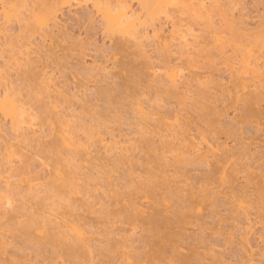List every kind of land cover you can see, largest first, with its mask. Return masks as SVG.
<instances>
[{"label":"rangeland","instance_id":"1","mask_svg":"<svg viewBox=\"0 0 264 264\" xmlns=\"http://www.w3.org/2000/svg\"><path fill=\"white\" fill-rule=\"evenodd\" d=\"M97 1L99 0H0V91H4V89L7 88L13 93V96L22 100L25 103V107L31 111L33 121L36 125L34 129L32 128L35 132H32L31 129L16 132V130L12 128L10 116L5 117L3 113L0 112V178H2L0 185L3 187L1 194L3 197H7L6 199H11L17 206L24 203L27 208L32 206L38 213L42 212L43 215L47 217L54 213H69L68 210H70V208H68V206L66 208L64 200L62 199L64 196L63 192H68L70 187L75 188L77 187L76 185L79 184L78 186L82 187L81 194L73 193V196L77 198V204L73 202L70 204L71 206L69 203L68 205L71 207V210L74 206L79 207L82 205L80 207L84 206L83 209L90 211L85 213L87 214V224H80L77 227L85 233L87 230L96 231L95 234H93V231L87 234L95 236H98V234H96L97 231L100 233L103 232L104 234V230L109 231L112 228L114 229V225H119V223L115 224L117 217L113 214H109V210L114 209L113 206L107 209L105 208L106 204L109 203L107 200L117 199L118 194H123L124 196L125 194H131L130 191L132 192L133 186L138 184L136 183L137 176L141 175V178H144L148 175L142 164L145 163L147 158L145 153H148L152 148H147V145H143L142 139L144 140V138H141L140 126H138L135 121L139 118L138 113L134 112L128 105V107L126 106L124 109L117 104V107L119 106L118 109L121 108L118 111H120L121 114L123 113V115L122 118H120L121 116L117 114L114 118L112 117L114 114L112 116L110 114L107 116L105 109L108 111L109 108L105 104H99L102 98V93H99L101 89L99 88L103 86L105 88L113 86L114 88V84H123L122 79H124L123 76L125 75H122L119 70L120 66L114 65L113 62L109 60V57L113 53L111 48L115 39L129 35L122 34L120 31L121 27H119L120 24H117V26L113 28L110 22L102 21L101 15L97 14L96 9L93 8V4ZM260 1L261 0H152L149 5V14L141 12L139 0H133L132 5L138 13L141 12L139 15L142 20L147 22L146 25L150 22V17L157 19V21L161 20L163 23L166 22L163 37L165 36L164 39L168 40L169 48L172 50V52L168 54L169 56L171 54L172 58L170 57V60L174 59L179 62L172 60L170 67L173 68L169 70V72L188 75L190 70V72H201L203 75H207L208 73L205 68L199 69L197 67H192V65L198 64L205 66L212 60L217 67L222 68V70L226 69L228 66L227 63L231 64L232 62H234L232 64H236L238 68H242L247 63H250L249 67L254 66L253 56L258 55L260 51L264 49V24L261 25L259 20V15L263 12V7L262 5L257 6ZM3 3H8V5H13L17 8L15 12L16 15L13 16L10 21H6L3 16ZM202 5L205 7H202ZM101 6H103V4L100 5V7ZM57 7L61 9L57 13V17L54 18L52 12ZM88 11H91L92 15H95L96 22H94L95 24H93V26H91L86 16ZM241 17L243 19L246 18L244 20L249 22V28H240L233 34L231 28L234 23L239 24L238 22L242 20ZM168 18H172L177 23V26L173 28V23L167 21ZM210 19L214 22L216 27H207V21ZM42 21L47 23L43 27L41 26ZM101 21L103 24H101ZM149 30L151 37L153 35L151 28H149ZM215 31L219 32L222 36L220 37V41L224 44V48L220 47L217 50L214 49L216 53L213 55H205V52L201 51V47L205 46L206 43H209L211 47H213V44L216 46L211 38V35H213ZM182 35L187 37V40H184ZM150 37L148 39L144 37L143 46L146 45L143 49L146 52L145 55H149L151 59H148L145 55H141L138 59L142 62L145 60L144 62H146L148 66L149 64L152 66L153 64L156 65L157 67L155 66V69H158L159 73L164 74L165 70L168 68L164 67L165 64L163 65V63L165 61L167 62V60L161 57L160 51L165 53V50H159L158 52L156 50L157 43L155 42L157 39L152 37L151 39ZM121 39L123 38H120V40ZM232 46H235V48H231ZM182 52L184 54L186 53L185 56ZM106 54L109 55L106 56ZM137 54H139V52ZM231 55L233 57H230ZM116 56L122 58V55L119 53H117ZM189 59L190 63L186 64V61ZM150 60H153L152 62L154 63H150ZM17 61H21L20 63L25 65H22L23 67L18 66ZM212 61L210 63H212ZM147 64H145V66ZM25 70L29 74L26 73L25 75ZM145 74L147 76H145ZM145 74L144 76L146 78L149 77L147 73ZM220 76L225 77L224 79L221 78L223 81L220 79ZM215 77L216 79L209 84L211 90L210 88L204 89L206 92L209 91L207 92L209 97L205 92L208 102L206 101L204 105L206 104L208 107L210 105L209 108L204 110L206 113L205 116H203V111L200 110V105L192 101L194 96L191 99L186 97V99L182 101V93L176 94L177 96L173 98L167 97L165 93H163L165 96L162 95L165 102H167V98H169L164 108L168 106L170 110L173 109L172 112L174 114L178 108L184 107V110L178 114V118H180V121H184V118H186V122H188V129L191 131L186 134L189 135L186 137L187 142L189 141L191 144L194 143L190 135H192V133L196 134L199 128L210 133V135H207V138L209 139L208 143L212 145L211 148L208 143L209 146L203 143L204 149L199 153L196 151V156H198V154H205L207 151L205 149L209 151L211 149L212 152L215 151L217 148L215 145L218 146V150L215 151L217 153V155L214 156L215 158H217V156L219 157L221 153H226V151L231 148L232 149L229 150L230 153L235 149L233 142L235 143L236 141V134H233L234 124L232 123H234L233 117H235L236 112L233 107L234 97L226 91L227 86H230L229 78L227 73L221 75L220 73H216ZM148 79H141L143 80V82L141 81L142 85L148 82L152 83ZM177 79H180V76H178ZM144 80L146 82H144ZM184 82H186V80ZM48 83L50 84L49 86ZM98 84L99 88L97 87ZM192 84H194V87L191 89L188 88L191 91L193 90L192 94H196V91H200V89L198 90L197 88L200 87L194 80ZM181 85L183 87L181 89L185 90L183 84H180L179 87H181ZM167 86H169V83ZM181 89H179L180 92ZM139 90L138 88V94L141 92V90ZM229 90H232V86L229 87ZM231 92L233 94L234 91L232 90ZM188 95L190 96L191 94ZM221 95L223 96L221 97ZM152 100H154V103L156 101L159 104L158 106L157 103L153 104L155 109H162V107L159 106H163V102L159 99L157 100L155 95L152 96ZM50 101L58 104L57 111L60 112L58 115L54 116L53 114L55 112L52 111L53 109L51 106L47 105ZM179 102L180 104H178ZM95 104H97V106L94 107ZM168 104L172 105V107ZM46 105L50 107L51 112H49ZM134 107L136 108V105ZM144 107L147 109V105H144ZM168 107L166 108L167 110ZM213 107L214 112L212 111ZM164 108L163 110H165ZM223 109L227 110L223 114H228V116H226L227 114L225 115L226 118L223 115V117L220 116V112H222ZM96 110L99 111V116H96ZM125 110L129 111L126 112ZM90 116L93 117L94 120H91L92 118ZM106 118L107 120L105 121ZM188 119L189 121H187ZM172 120L173 115L169 116V121ZM60 121L65 124H67L68 121L70 126L66 127L71 133L75 134L74 137L78 142L77 144L83 145L80 146L82 150L89 149L86 150V153L89 152L88 156L85 155L84 151L78 156H75V158L68 157L65 162H57L58 165L60 164L62 177L66 179V181L74 182V184L76 182V185L73 184V186H69L66 190L64 189L65 191L63 189V191L57 189L58 187H52L50 183L52 182L51 180L55 179L56 175H54V173L56 174V167H59L55 165L56 162L54 163V161H57V158L62 155L60 152V154H58V151H53L57 148L51 149L55 134H51L52 132L50 130L55 127L59 129L57 126L62 125ZM209 122H211V125ZM89 126L92 127L90 128ZM204 126L207 127L205 128ZM111 130H113L114 133ZM228 130L230 131L229 134L225 133L228 132ZM102 137L105 138V142L100 140V138L103 139ZM246 140L250 142L252 139L248 137ZM135 142L137 143L135 144ZM256 142H258V140H256ZM104 143H107V147L104 146ZM224 145L227 147L225 148ZM212 147L215 148V150ZM187 148H189L188 145L185 149ZM251 148L253 147L251 146ZM144 149H146L145 152ZM51 150L55 152L58 157L55 156V158V153L53 154ZM238 150L235 149L234 151L238 152ZM234 151H232L233 154ZM230 153L227 151L226 154L231 156L232 154ZM153 154L154 153H150V155L154 156L155 154ZM62 156H64V154ZM196 156L191 157V159H189V157L188 161L185 159L186 162L176 163L177 168L179 167L177 169V171H179L177 172L178 175H176H182L179 177V180L180 178H182V182L185 180L184 183L191 185L189 186L187 184L188 187H199L203 183L209 184L211 187L213 185H211L212 182L215 183L213 186L218 185L221 170L220 173H216L212 176L209 173L213 170L212 167L214 166L212 165L215 164L214 157L210 155L208 160L212 163L205 166L207 163L204 161L196 165ZM64 157H66V154ZM84 157L89 159L81 162L82 167H80L76 161ZM90 157L93 159L91 160ZM117 157L121 158L122 162L118 161ZM126 157L130 159L132 157L133 162L127 161V159H125ZM12 158L14 159V166L11 168L9 161ZM89 160L93 162L91 168L84 166L87 162L90 165L91 162ZM136 160H139V162L137 163ZM140 162L142 164H140ZM27 164L28 167L26 166ZM94 164L100 165L94 167ZM23 167H27L25 171H22ZM128 167L130 169H128ZM71 169L73 171H71ZM171 170H173V167L169 168L167 173L165 171L163 175L166 174L171 177L174 173V171ZM169 171H171V173H169ZM7 178L10 181L9 185L6 184ZM79 178L80 180H78ZM29 183L32 185V190L28 189ZM47 183L48 186L45 187ZM39 188H41L42 191L38 193ZM55 190L56 194H54ZM77 190L79 189L77 188ZM132 193H134V191ZM112 194H117L116 198L112 199ZM189 195L191 196L192 194ZM221 195L222 194L219 195V199H217L215 204L208 207L209 209L206 207L204 208V206L202 207L203 218H200L196 223L194 222L195 226L193 224H188L187 227L186 225L183 233L184 235L182 234V241L185 242L184 248L186 251L189 250L194 253L196 256L194 260H199L201 256L200 259L202 258V262L199 260L201 264H205L204 262L208 264L213 261L214 263L216 262V264H250L248 261L240 263L236 257H230L231 253L239 250L241 237L243 236L240 228H248L245 226L248 225L249 221L243 213H241L242 215L240 214L241 216L237 215L236 206H233L235 204H232L229 197H222L223 195ZM166 196L169 198L168 193H166ZM3 197H0L1 204L4 202H2ZM176 197L177 196H174L173 200ZM91 211H97V213L92 215ZM253 211L254 210L250 211V217L252 218L256 212ZM98 212H101V214H98ZM236 219L242 221V223H239ZM250 220L255 221V219ZM254 227L257 228L258 225ZM126 228L129 229V226ZM254 230L255 228H253V231ZM253 231L250 232L248 236L251 237V245L255 248L259 234L254 235ZM144 233L145 232H142L140 229H138L137 234L134 235H130L128 231L125 233L129 238V241L126 243V250L130 251L132 255L150 248L149 240L145 238L147 240L146 242V240H142L144 238H141L146 237L145 235L148 234ZM1 237L2 235H0V238ZM9 237L10 236H5L3 240H10ZM16 242H18V239L14 240L13 243L18 245V247H24L27 253H34L31 247L24 246L20 243L17 244ZM9 247L13 249L12 246ZM118 250L121 251L122 249L119 247ZM168 254L170 255L171 253L169 252ZM23 258L27 257L23 256ZM82 260L83 264L84 260L87 261L85 264H90L87 257ZM194 262L197 264V261ZM258 262L259 260L256 259L253 264H258Z\"/></svg>","mask_w":264,"mask_h":264},{"label":"bare ground","instance_id":"2","mask_svg":"<svg viewBox=\"0 0 264 264\" xmlns=\"http://www.w3.org/2000/svg\"><path fill=\"white\" fill-rule=\"evenodd\" d=\"M151 1L152 0H139L141 12L149 14V5ZM132 2L133 0H99L93 4V8L96 9L97 14L101 15V19L103 22H110L113 28L116 27L117 24H120L119 27H121L120 31L122 32V34L129 35L126 37H119L115 39V42L112 43L111 48L113 53L109 57V60H111L114 65L120 66V72L122 73V75H125L123 76L124 79H122L123 84H114V88L112 84V87L106 86L108 88H105L103 85L102 86L104 88L101 86V88H99V84L97 85V87L101 89H98L99 91H101L98 92L100 94L102 93V98L100 99L99 104H105L109 108L108 111L107 109H105V111L107 112V116L109 114L111 116L114 114L112 116L114 117L115 115L119 114L121 116L120 118H122L123 113L121 114V112L118 111L119 109H121H118V107L120 106L124 108L127 105L131 109H133L134 112L139 114L138 120L136 119L135 121L137 125L140 126L139 128L141 131V138H144V140L142 139L143 145H147V148L152 147L149 152L155 154H153L155 156L154 157L147 151L148 153H145V156L147 157L146 160L144 158L145 163L142 164L140 162V164L144 165L146 174L148 175L144 178H141V175H138V178L136 177V183L138 184L133 186L134 188L132 192L134 191V193L130 191L131 194H125V196L123 194H118L117 199L107 200L109 203L106 204L105 208L107 209L110 206H113L114 209L109 210V214H113L117 217V221L115 224L119 223V225H114V229L112 228L113 230H104V234L103 232L100 233L97 231L96 234H98V236L87 235L88 232H92L93 230H87V232L85 233L77 226H79L80 224H87V214L85 213L90 211L83 209L84 206L80 207L82 205H80L79 207L74 206V208L72 207V210L70 207V204L73 202L77 204V198L73 196V193L75 192L77 194H81L82 187H79V184L76 185V182L74 184V182L72 181H66V179L62 177L59 166L60 164L58 165L57 162H65L68 157L75 158V156H78L84 151L85 155L88 156L89 152L87 151L88 153H86V150L89 149L82 150V148L80 147L82 144H77L78 142L74 137L75 134L71 133L70 130H68L66 127L70 126L68 121L67 124L60 121L62 125L60 126V123L58 124L59 126L57 127L59 129L55 127L51 128L50 130L52 132L51 134H55L52 140L53 146L52 148H50H57L53 151H58V154L61 153L62 155L64 154V156L66 154V157L62 155L58 157V155L56 156V153L51 150L53 154L55 153L54 157H58L57 161H53L54 163L56 162L55 165L59 167H56L55 169L56 174L53 172L56 176L55 179L51 180L52 182L50 183L52 187H58L57 189L61 190H66V188H68L69 186H73V184L77 186L75 188L70 187V190H68V192H65L67 194L63 192L64 196L62 199L64 200V205H66V208L67 206L68 208H70V210H68L69 213H54L52 214L53 216L49 215L46 217L42 212L38 213V211H36V209H33L32 206H30V208H27L24 203L17 206V204L11 201V199H6L7 197L2 196L1 192L3 187L0 185V197H3L2 202L4 201L2 204L0 202V235H2V237L0 238V264H83L82 259H84L85 257H87V260L90 262V264H195L194 261H197L196 263L198 264L200 263L199 260L201 261L202 259H200L201 256L199 257V260H194L196 259L194 258L196 256L192 251L185 250V242L182 241V236L184 235L183 233L186 225L187 227L188 224L194 225V222L196 223L200 218H203L202 207L204 206V208H208L209 206L215 204L217 202V199H219L220 194L223 195H221L222 197H229L232 201V204H235L233 206H236L237 215L243 213L244 216L246 215L249 221L248 222L246 220L248 222V225L245 226L248 228H240L243 233V236L241 237L240 248L238 251H234V253H231L230 257H236V259H238L240 263L248 261L250 264H253L254 261L258 259V264H264V49L261 50L258 55L253 56V67H249L250 63H247L242 68H238L236 64L234 65L232 64L234 62H232L231 64L227 63L228 66L226 67V69L222 70V68L217 67L214 61L210 60L208 65L205 66L198 64L192 65V67H197L199 69L205 68L206 72L208 73L207 75H203L201 72H190V70L188 75L182 73L178 74L177 72L171 73L169 72V70H171L173 67H170V64L174 59L170 60L171 54L169 56L168 53H171L172 50L169 48L168 40L164 39L165 36L163 37L166 22L163 23L161 20L157 21V19L150 17V22L146 25L147 22L145 20H142L141 16L139 15L141 12L138 13L133 8ZM102 4L103 6L100 7V5ZM259 5H262L263 7V12L259 15V20L262 25L264 24V0H261L260 3L257 4V6ZM202 7L205 6L202 5ZM60 9V7H57L52 12V16L54 18L57 17V13ZM16 10L17 8L15 6L8 5V3H3V16L6 21H10V19L16 15ZM86 16L89 19L88 21L90 22L91 26H93V24H95L94 22H96L95 15H92V12L88 11ZM242 17L241 19L243 21L240 20V22H238L239 24L234 23V25L232 26L231 31L233 34L240 28H249V22L244 20L246 18L243 19ZM102 21L101 24H103ZM167 21L173 23V28L177 26V23L172 18H168ZM46 24L47 23L45 21H42L41 26L43 27ZM209 26L216 27L211 19L207 21V27L209 28ZM149 28H151L153 34L151 37L157 39L156 41L153 39L157 43L156 50L158 52L159 50H165V53H167L165 54L162 53L163 51H160L161 57L167 60V62L164 60L165 62L163 63V65L165 64L164 67L168 68L167 70H165L164 74L159 73L158 69H155L156 65L153 64L152 66L151 64H149L148 66V64L144 62L145 60L142 62L138 59L141 55L146 54L145 50L143 49V47L146 45L145 44L143 46V39L144 37H147V39L150 37ZM220 37H222L220 33L215 31V33L211 35V38L216 46L213 44V47H211L209 43H206L205 46L201 47V51L205 52V55L210 56L216 53L214 49L217 50L220 47L224 48V44L220 41ZM120 38L123 39L120 40ZM182 38H184V40H187V37L183 35ZM231 48H235V46H232ZM138 52L139 54H137ZM117 53L121 54L122 58L117 57ZM164 54L167 56H165ZM108 55L109 54H106V56ZM145 57L151 59L149 55H145ZM230 57L233 56L231 55ZM152 61L150 63H154ZM211 61L212 63H210ZM20 62L21 61H17L18 66L25 65L21 64ZM188 63H190V59L186 61V64ZM145 64L147 65L145 66ZM26 73L27 72L25 70L24 74L26 75ZM145 73H147L149 77L146 78L145 76L147 75ZM216 73H220V75L227 73V76L229 78V85L232 86V90L234 91L232 94V90H229L230 86H227L226 91H228V93L231 94V96L233 95L234 97L233 107L236 112L235 117H233L234 123H232L234 124V129L232 128L234 131L233 134H236V141L235 143L233 142V144L236 150L239 149L238 152H236L234 151L235 149L233 147L234 150L232 151H234V154L232 151L231 153L229 152V150L232 149L231 148L227 150L228 153L232 154L231 156L226 154V151V153H221L219 157L217 156L218 159L214 157L217 155L215 151L218 150V146L216 145V150L215 148H213L214 146L212 147L215 151L212 152L211 149L210 151L208 149H205L207 150L205 154H198V156H196V151L199 153L204 149V144L208 143L209 139L207 138V135H210V133L205 132V130H201V128H199V130L197 129L196 134L192 133V135H190V138H192L191 140H193L194 143L191 144L189 141L187 142L186 137L189 135L186 134L191 130L188 129V122H186V118H184V121H180V118H178V114L184 110V107L178 108L174 114L172 112L173 109L170 110L168 106V110L166 109L167 107L164 108V106L167 105L169 98H167L168 100L167 102H165V99H163L162 96L164 95L163 93H165L167 97L173 98L177 96L176 94L182 93V101L183 99L185 100L186 97L191 99L194 96L195 99L193 98L192 101H194L195 104L200 105V110L203 111V116H205L206 113L204 112V110L209 108L210 105L209 107L206 104L204 105V103L208 100V98H206V94L207 92H209H206L204 89L210 88L209 84H211L213 80L216 79ZM178 76H180V79H177ZM144 78L146 80L150 78L148 80L152 83L148 82L146 83L147 85H142L143 80L141 79ZM221 78L224 79L225 77L220 76V79ZM184 79L188 83L184 82ZM223 79L221 80L223 81ZM193 80L197 82V85H199L200 87L197 88L198 90L200 89L199 92L196 91L197 89L194 90L196 91V94H192L193 90H190L192 87H194V84H192ZM144 82L146 81L144 80ZM168 83L169 86H167ZM180 84H183L185 86V90L181 89L183 88L182 85L181 87H179ZM49 85L50 84L48 83V86ZM138 88L141 90L139 94L137 92ZM179 89H181V92L179 91ZM2 91H0V112H2L5 117L10 116L12 128H14L16 132L24 130L26 131L30 129L32 130V128L34 129L36 125L33 121V115L31 114V111H29L25 107V103L13 96V93H11L9 89L6 88L3 92ZM188 94H191L192 96H189ZM154 95L157 97V100L159 99L164 103L163 106H159L162 107V109H155V107H153V104L157 103L156 101L154 103V100H152V96ZM196 95H198L199 97ZM223 95H221V97ZM117 104L119 105L118 107ZM171 104L174 105L173 103ZM178 104H180V102ZM47 105L51 106V108L53 109L52 111L55 112L53 114L54 116L60 113L59 111H57L58 104L56 102L50 101L49 104L47 103ZM135 105L136 108L134 107ZM144 105H147V109L144 107ZM158 105L159 104L157 103V106ZM172 105L169 106L172 107ZM95 106H97V104H95L94 107ZM163 108L165 110H163ZM48 110L49 112H51L50 107H48ZM213 110L214 107L212 108V111ZM224 110L225 109L220 112L221 117L227 114L226 113L225 115H223L227 111ZM98 112L99 111H97L96 116H99ZM171 115H173V120L169 121V116ZM226 116H228V114ZM91 118V120H94L93 117ZM106 120L107 118L105 119V121ZM187 121H189V119ZM209 123L211 125V122ZM228 127L231 128L230 126ZM32 132H35V130H32ZM229 132L230 131L228 130V132L225 133L229 134ZM248 137L252 139L251 141L249 140L250 142H247L248 140H246V138ZM100 140L105 142V138H100ZM256 140H258V142H256ZM136 143L137 142H135V144ZM208 144L210 145L211 143ZM187 145L189 148L191 147V150L189 148L185 149ZM225 145L224 147L226 148L227 146ZM104 146L107 147V143ZM211 146L212 145H210V148ZM251 146L253 148H251ZM146 149H144V152ZM210 155L214 157L212 158L215 162V164L212 165L214 166L212 167L213 170L209 172L210 175L212 176L216 173H220L221 170V176L219 175L220 181L218 185L213 186L215 183L212 182L211 185H213L211 187L209 184L204 183L199 187H188L189 184L184 183V179L183 182L181 180L182 178H180L181 181L179 180V177L182 175L177 176V172H179L177 171V169L179 167L177 168L176 163L186 162L185 159H187L188 161L189 157V159H191V157L196 156V165H199L201 164L200 162L204 161L207 163V165L205 166H208L210 163H212L208 160ZM129 157H126L125 159H127V161L129 162H133L132 157L131 159ZM86 159V157H84L83 159H77L78 162L76 161V163H78V165L82 167L81 162ZM90 159L92 160L93 158L90 157ZM117 160L122 162L121 158L119 157H117ZM13 162L14 159L12 158L9 161L11 168L14 166ZM138 162L139 160L137 161V163ZM92 163L93 162H91L89 165L87 162V164L84 166L87 168H91L93 166ZM99 165L94 164V167H98ZM26 166L28 167V164ZM27 167H23L22 171H25ZM171 167H173V170L171 171H174V176L171 174V177L166 174L163 175L165 171L167 173L169 168ZM128 169L130 168L128 167ZM71 171L73 170L71 169ZM171 171H169V173H171ZM78 180H80V178ZM1 181L2 178H0V184ZM48 183L45 184V187L48 186ZM6 184H10L8 178L6 179ZM77 188L79 190H77ZM28 189H33L30 183ZM56 190L54 194H56ZM39 191H42V189L39 188L38 193ZM166 193L169 194V198H167ZM189 194L192 195L190 196ZM116 195L117 194H112L111 198H116ZM174 196H177V200L176 198L173 200ZM68 203L70 206L68 205ZM252 210H254L253 212L256 211L253 218L250 217V211ZM96 213L97 211H91L92 215H95ZM99 213L101 214V212H98V214ZM234 219L233 221L235 222ZM250 219H255V221ZM236 220L239 223H242V221H239L238 219ZM256 225H258V227L260 225V227H254ZM127 226H129V229L126 228ZM253 228H255L254 231ZM138 229H140L142 232L148 233L147 235H145L146 237L141 238H144L142 239L143 241L146 240L145 238L149 240L148 242L150 248L148 250H144L143 252H137L135 255H132L130 251L126 250V243L129 241V238L128 235H125V233L128 231L130 235H134L137 234ZM252 231L254 235L259 234L255 248L251 245V237L248 236ZM95 232L96 231H93V234H95ZM5 236H10V240H3ZM16 239H18V242H16L17 244L20 243L24 246L31 247L34 253L29 254L25 251L24 247H18V245L13 243V241ZM9 246H12L13 249ZM119 247L122 249L121 251L118 250ZM169 252L171 253L170 255L168 254ZM23 256H26L27 258H23ZM85 260L84 264L87 262ZM204 263L206 264L207 262ZM208 264H216V262L214 263L213 261Z\"/></svg>","mask_w":264,"mask_h":264}]
</instances>
